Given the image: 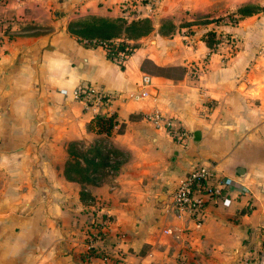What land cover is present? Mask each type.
Here are the masks:
<instances>
[{"label":"crops","instance_id":"crops-1","mask_svg":"<svg viewBox=\"0 0 264 264\" xmlns=\"http://www.w3.org/2000/svg\"><path fill=\"white\" fill-rule=\"evenodd\" d=\"M244 3L264 6L156 0L149 11L146 0L0 2V264H257L264 10L233 24L214 19ZM90 16H146L152 28L119 65L102 46L84 45L67 31L69 20ZM165 20L173 29L163 30ZM207 30L219 38L214 47L205 44ZM142 74L150 83L138 99L85 105L71 94L79 83L135 91ZM151 111L165 120L145 119ZM97 113L116 120L104 143L120 152L119 163L113 168L114 156L93 183L68 179L67 143L85 148L104 135L86 129ZM196 162H212L248 188L246 195L232 192L227 205L207 201L199 225L165 210ZM81 190L90 197L81 199Z\"/></svg>","mask_w":264,"mask_h":264},{"label":"trees","instance_id":"trees-1","mask_svg":"<svg viewBox=\"0 0 264 264\" xmlns=\"http://www.w3.org/2000/svg\"><path fill=\"white\" fill-rule=\"evenodd\" d=\"M261 9L264 10V6L252 3L241 4L228 16L229 23L233 24L237 19ZM164 24H167L170 29L173 28V24L169 20H165L163 27ZM151 28L152 23L146 16L130 20H126L122 16L114 18L90 16L72 19L66 23L67 31L74 35L78 41L86 39L94 40L96 43L105 42L107 58L117 61L119 65H122V61L115 58L117 52L127 50L131 53L137 45L134 41L148 33ZM205 34V44L211 46L216 41L214 32L207 30ZM115 123L116 120L113 114L103 115L97 113L87 122L86 129L96 133H104V135L96 137L85 148H81L76 140L67 143L66 150L69 157L65 162L63 172L68 179L76 180L80 183H93L98 178L96 174L104 172L106 167H111L110 161L114 156L116 160L113 168L117 167L119 163L117 157L120 152L115 148L106 147L104 143L105 137L111 133ZM79 195L81 199L90 197L84 190H81ZM90 251L93 252L92 249Z\"/></svg>","mask_w":264,"mask_h":264},{"label":"built area","instance_id":"built-area-1","mask_svg":"<svg viewBox=\"0 0 264 264\" xmlns=\"http://www.w3.org/2000/svg\"><path fill=\"white\" fill-rule=\"evenodd\" d=\"M6 0H0L1 3ZM156 0H146L147 9L151 11L155 6ZM223 37V36H221ZM233 39V38H232ZM84 45L102 46L106 51L105 42L96 43L94 40L82 39ZM129 51L120 50L115 55V58L123 60ZM150 80L148 75L142 74L140 77L139 87L135 91L121 92L106 90L102 87H96L91 84H77L72 90V97L84 102L85 105H105L112 99H138L148 95L146 90ZM62 93H65V89H60ZM144 118L152 121L155 125H158L161 120H165L162 114L158 111H151L144 114ZM167 123V122H164ZM175 135L178 138L184 136V130L176 128ZM235 192L237 195H246L248 188L240 182L235 181L233 178L227 175H223L215 167L214 163L196 162L190 166V168L184 173L180 180L175 184L171 190L165 210L173 215L183 214L188 218L194 220L196 225L200 224L203 216L205 204L209 200L217 199L222 205L229 204L231 200V194ZM250 207V202H246L245 211ZM100 220V219H99ZM96 221L94 235H99V222ZM164 231H169L164 229ZM259 247L260 250L256 254L255 259L257 264H264V228L260 230ZM90 255L86 253V258ZM104 258V257H103Z\"/></svg>","mask_w":264,"mask_h":264},{"label":"rangeland","instance_id":"rangeland-1","mask_svg":"<svg viewBox=\"0 0 264 264\" xmlns=\"http://www.w3.org/2000/svg\"><path fill=\"white\" fill-rule=\"evenodd\" d=\"M231 13H226V14H224V15H221V16H218V17H216V18H214L215 20H218V19H222V20H229V15H230ZM199 21H201V18H198V17H196L195 19H194V22H199ZM185 23V25H187L188 23H186L185 21H182L181 22V24H184ZM173 29V28H172ZM163 30H165V31H169L170 30V28H168V26H167V24L164 26V28H163ZM183 31L186 33V32H189L190 31V27H185L184 29H183ZM218 37H220V36H218ZM214 38H216V41L211 45L212 47H214V46H216V44H217V42H218V40H219V38H217V36L215 37L214 36ZM204 59V58H203Z\"/></svg>","mask_w":264,"mask_h":264},{"label":"water","instance_id":"water-1","mask_svg":"<svg viewBox=\"0 0 264 264\" xmlns=\"http://www.w3.org/2000/svg\"><path fill=\"white\" fill-rule=\"evenodd\" d=\"M194 134H197V132H194ZM198 136L194 135V138L196 139ZM264 188V185L262 186Z\"/></svg>","mask_w":264,"mask_h":264}]
</instances>
